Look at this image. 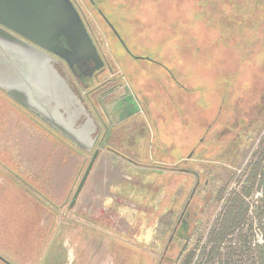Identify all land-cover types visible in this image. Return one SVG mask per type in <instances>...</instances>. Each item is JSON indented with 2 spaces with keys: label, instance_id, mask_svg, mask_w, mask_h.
<instances>
[{
  "label": "rangeland",
  "instance_id": "1",
  "mask_svg": "<svg viewBox=\"0 0 264 264\" xmlns=\"http://www.w3.org/2000/svg\"><path fill=\"white\" fill-rule=\"evenodd\" d=\"M80 1L116 72L120 88L110 97L124 94L111 112L130 115L115 119L107 142L128 163L123 170L130 178L110 188L101 212L90 207L84 215L97 227L82 231L81 225H90L82 220L83 207L107 193L108 176L99 178L98 170L88 187L96 196L87 188L71 208L93 153L37 124L26 133L27 120L17 114L15 124L12 112L6 119L1 103L0 148L9 149H0V264H49L66 242L74 253L85 249L88 264H108L104 255L109 264H159L163 243L150 245L153 219L163 210L182 209L195 173L212 181L204 225H213L222 223L229 198L248 187L253 167H264V115L255 112L264 97L263 6L241 19L233 0H183L180 6H174L177 0H95L118 26L127 53L96 19V6ZM27 143L31 159L17 151V144ZM255 189L248 217L256 215V206L264 211V180ZM165 219L168 224L169 214Z\"/></svg>",
  "mask_w": 264,
  "mask_h": 264
},
{
  "label": "flooded vegetation",
  "instance_id": "2",
  "mask_svg": "<svg viewBox=\"0 0 264 264\" xmlns=\"http://www.w3.org/2000/svg\"><path fill=\"white\" fill-rule=\"evenodd\" d=\"M87 1L96 6L93 14L102 27L108 29L127 53H130L129 47L123 42L118 26L108 18L99 6L100 3L95 0ZM233 1V3L230 2V5L236 10L235 16L241 17V19L252 17L259 6H263L261 9L264 8V0ZM83 2L86 1L83 0ZM242 2L246 8L241 7ZM59 3H62L64 12L62 17L66 21L62 22L60 36L55 40L51 33L52 12L54 11L52 0H0V104L3 103L7 106V118L9 113H13L15 124H17V114H22L30 125L37 124L42 130L54 132L60 139L75 147L77 146L73 142L44 122L41 116L49 119L56 118L69 127L74 124L73 130L76 131H94L93 137L99 135L93 152L97 149L100 152L84 185L86 188L101 150L113 154L120 161L125 160L107 142L115 119L119 117L118 120L124 121L129 119L130 115L126 116L127 112L123 110L111 112L109 109L124 94H121L122 97L118 99L110 97L115 90L117 92L120 88L119 84L115 82L116 72L113 71L111 63L99 43L83 4L80 0H61ZM70 4L76 14H73ZM79 18L101 60L76 51L75 44L69 39V35L73 32L71 29L77 26ZM245 21L249 22V20ZM28 35H33L35 41L28 39ZM52 51L56 52V55ZM55 107L58 109L56 114ZM128 127L134 126L129 125ZM3 128L5 125L0 127V132L3 131ZM13 128L15 129V127ZM14 162L17 165V159H14ZM195 175V186L182 209L179 212L163 210L157 213L158 215L153 219L154 237L151 239L150 245L163 243L159 264H180L189 254L196 232L204 225L205 216L213 200L214 190L213 185L210 186V182L212 183L210 178H203L200 173H195ZM202 179H204L203 185ZM84 187L78 201L84 198L86 191ZM107 195L106 193L102 198L104 199ZM88 213L83 207L82 220L89 222L90 225L84 223L81 225V230L83 226H88L92 230L97 227L95 221L91 223L86 219L85 215ZM166 214H169L170 224L166 222ZM91 235H95V233L93 232ZM56 240L59 243V240ZM62 247L48 259L49 264L89 263V255L85 253V249L74 253L75 250L69 249L67 242ZM152 250L154 253L153 247ZM108 256L104 255L101 258L107 257L105 261L109 264ZM182 256L183 260L181 261Z\"/></svg>",
  "mask_w": 264,
  "mask_h": 264
},
{
  "label": "trees",
  "instance_id": "3",
  "mask_svg": "<svg viewBox=\"0 0 264 264\" xmlns=\"http://www.w3.org/2000/svg\"><path fill=\"white\" fill-rule=\"evenodd\" d=\"M182 3L183 0H177L174 6H180ZM200 7L196 6L198 10ZM261 100L262 104L257 106L255 112L259 113V116L262 113V117L264 115V97ZM256 122H259V118L254 119L252 124ZM212 160L217 162V159ZM262 161L260 160V162ZM259 180H264V167H261V163L257 167L254 166L250 172V176L246 180L248 187L235 194L234 199L229 198L228 201L231 205L226 207L227 212L225 217H222V223L217 219L215 224L207 223L198 229L189 254L184 260L182 256L181 261H183L180 264H264V211L261 210V206H256V215L252 212L254 217H248L250 208L253 207L249 204L248 198L251 197L253 190H256L255 184ZM210 190L212 189L210 188ZM206 227H208L207 237L206 242H203ZM259 236L262 243L258 239ZM201 242H203L201 256L197 255L194 260L196 249Z\"/></svg>",
  "mask_w": 264,
  "mask_h": 264
},
{
  "label": "water",
  "instance_id": "4",
  "mask_svg": "<svg viewBox=\"0 0 264 264\" xmlns=\"http://www.w3.org/2000/svg\"><path fill=\"white\" fill-rule=\"evenodd\" d=\"M59 1L61 0H52L53 3V9L54 11L52 12V34H53V38L56 40V38H58L60 36V30H61V24L63 21H66L63 19L62 15H63V11H62V3L60 4ZM70 8L73 11V14L76 12L74 11V8L72 7V5L70 4ZM71 11V12H72ZM71 30H73V32L71 33V35H69V39L75 44V50L79 51L85 55H90L95 59H100L99 54L93 44V42L91 41L87 30L84 27V24L82 23V21L79 18V22L77 21V26L73 27ZM29 37H27L28 39H32L35 41L34 36L33 35H28ZM42 44V43H41ZM55 55L56 52L52 51ZM58 112V109L55 107V114ZM41 119L48 123L51 128H53L55 131L59 132L62 136L66 137L67 139H69L71 142H73L78 148H80L81 150H83L86 153H91L93 152L94 146L96 144V141L98 139L99 135H96L95 137H93V133L94 131H87V130H81V131H76L73 130V125L71 124L70 127L66 124H64L63 121L58 120L56 118H46L45 116H41ZM74 123V122H73ZM99 149L95 150L93 152V155L90 159V162L84 172V175L75 191V194L73 196L72 202L70 204V207L72 208L76 202V200L78 199L87 179L89 174L91 173V170L98 158L99 155Z\"/></svg>",
  "mask_w": 264,
  "mask_h": 264
},
{
  "label": "crops",
  "instance_id": "5",
  "mask_svg": "<svg viewBox=\"0 0 264 264\" xmlns=\"http://www.w3.org/2000/svg\"><path fill=\"white\" fill-rule=\"evenodd\" d=\"M113 107H114V105H112V107L110 106V108H111V109L109 108L110 111L112 110ZM6 110H8V108ZM19 116L23 118L22 115H19ZM5 123H6V121H5ZM33 128H34L33 125L28 124L23 129H25L26 130V133H27V131L34 130ZM40 130H38V131L36 130L37 131V134H39L41 136H43V135L46 136ZM30 146H31L30 143H27V144H25L23 146H22V144H20L19 146L17 144V151L20 150L19 151V154L21 156H22L21 153H23L24 155H27V156L29 155V158L31 159V157H33V156L31 155L32 149H31ZM0 149H9V148L3 147V148H0ZM21 150H23V151H21ZM17 156H18V153H17ZM18 160H19V158H17V161ZM25 163L28 166L29 165L31 166V165L34 164V162L32 160H29V161H27ZM127 165H128V163H126L125 161H120V159L117 158V157H115L113 154H110V153H108V152H106L104 150H101L100 157H99V159H98V161L96 163V166H95V168H94V170L92 172V175H91V177L89 179V184H90V182H93L94 181L95 176H96L98 170H101L102 173L99 174V178H104L105 179V176H108L107 179H106V182L109 181V183L106 184L105 190L107 191V194H108L107 197H110L111 196V195H109L110 188L115 187L116 185H118L119 183H121L124 179L130 178V176H128L126 174V172L123 170ZM31 170L32 169H26V170H23V171L32 172ZM89 184L85 188L86 191H87V188L89 187ZM86 191L84 192V194L86 193ZM88 192L91 193V191H89V188H88ZM92 195L96 196V193L94 192ZM102 200H103V198H98V199L96 198V199H94L93 202H92V204H90L88 206H85L86 210L90 213L91 212L90 211V207H94V210H92V211L95 214H98V211L101 212V209H102ZM95 209L98 210V211H96Z\"/></svg>",
  "mask_w": 264,
  "mask_h": 264
}]
</instances>
